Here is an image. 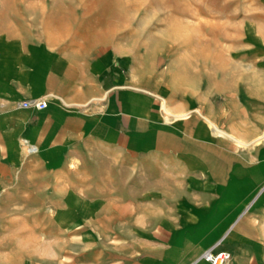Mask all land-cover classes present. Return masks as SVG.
Here are the masks:
<instances>
[{
  "label": "crops",
  "instance_id": "0c3cea01",
  "mask_svg": "<svg viewBox=\"0 0 264 264\" xmlns=\"http://www.w3.org/2000/svg\"><path fill=\"white\" fill-rule=\"evenodd\" d=\"M40 35L0 10V264L101 238L104 264H264V55L174 54L186 73L144 76L117 47Z\"/></svg>",
  "mask_w": 264,
  "mask_h": 264
},
{
  "label": "rangeland",
  "instance_id": "374dc122",
  "mask_svg": "<svg viewBox=\"0 0 264 264\" xmlns=\"http://www.w3.org/2000/svg\"><path fill=\"white\" fill-rule=\"evenodd\" d=\"M0 10H15L32 33L64 50L117 47L144 76L186 73L193 63L172 64L174 54L264 55V0H0ZM78 247L62 264L106 263V238Z\"/></svg>",
  "mask_w": 264,
  "mask_h": 264
},
{
  "label": "built area",
  "instance_id": "2783aa9c",
  "mask_svg": "<svg viewBox=\"0 0 264 264\" xmlns=\"http://www.w3.org/2000/svg\"><path fill=\"white\" fill-rule=\"evenodd\" d=\"M45 105V98L26 99L20 102L21 107H30L35 110H41ZM201 258L208 264H224L229 259V254L225 251L212 253L210 250H206L202 253Z\"/></svg>",
  "mask_w": 264,
  "mask_h": 264
},
{
  "label": "bare ground",
  "instance_id": "6f19581e",
  "mask_svg": "<svg viewBox=\"0 0 264 264\" xmlns=\"http://www.w3.org/2000/svg\"><path fill=\"white\" fill-rule=\"evenodd\" d=\"M162 109H163V112L166 114V115H170L171 114V112L167 109V107H166V105L165 104H163V106H162ZM172 115V114H171ZM166 118V117H165Z\"/></svg>",
  "mask_w": 264,
  "mask_h": 264
}]
</instances>
